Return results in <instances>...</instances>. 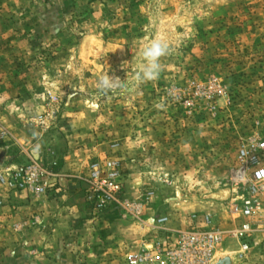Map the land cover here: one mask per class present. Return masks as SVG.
Listing matches in <instances>:
<instances>
[{"label": "rangeland", "instance_id": "rangeland-1", "mask_svg": "<svg viewBox=\"0 0 264 264\" xmlns=\"http://www.w3.org/2000/svg\"><path fill=\"white\" fill-rule=\"evenodd\" d=\"M0 127L9 166L32 158L52 172L54 140L74 136L97 155L86 179L92 165L117 164L140 223L96 209L84 181L91 210L125 219L107 264L171 237L154 234L153 220L194 214L226 234L216 264H264V191L257 245L242 259L228 235L237 151L264 140V0H0Z\"/></svg>", "mask_w": 264, "mask_h": 264}, {"label": "crops", "instance_id": "crops-1", "mask_svg": "<svg viewBox=\"0 0 264 264\" xmlns=\"http://www.w3.org/2000/svg\"><path fill=\"white\" fill-rule=\"evenodd\" d=\"M76 137L54 140L52 144L55 179L48 195L34 199L25 193L5 194L0 190V252L9 257L10 264H92V243L98 239L99 249L94 250L98 264H107L109 254L122 251L123 232L119 228L125 219L115 209L96 213L86 203L84 181L97 155L87 156L78 148L81 143ZM8 150H0V171L13 164L8 161ZM201 217L198 226H202ZM191 223V218L182 224L174 217L168 218L172 231ZM130 229V239L138 246L143 232L134 226ZM171 239L168 236L167 241Z\"/></svg>", "mask_w": 264, "mask_h": 264}, {"label": "built area", "instance_id": "built-area-1", "mask_svg": "<svg viewBox=\"0 0 264 264\" xmlns=\"http://www.w3.org/2000/svg\"><path fill=\"white\" fill-rule=\"evenodd\" d=\"M9 138L8 131L0 127V147ZM119 178L116 163L92 165L85 180L90 188L89 200L95 203L98 210L114 205L140 223L141 206L121 196ZM54 179L51 171L31 158L26 164L7 166L1 170L0 190L5 194L25 193L37 199L48 195ZM230 182L239 194L229 204L235 227L228 235L240 244V258L243 259L257 245L248 242L253 238L254 225L261 216L259 199L264 191V140L254 139L238 149ZM198 219V215H192L194 226L174 234L167 228L168 217L148 223L147 227L154 234H170L171 241L165 239V242L142 244L138 251L125 256L124 264H216L215 256L226 234L210 216L200 218L202 226L195 224Z\"/></svg>", "mask_w": 264, "mask_h": 264}, {"label": "water", "instance_id": "water-1", "mask_svg": "<svg viewBox=\"0 0 264 264\" xmlns=\"http://www.w3.org/2000/svg\"><path fill=\"white\" fill-rule=\"evenodd\" d=\"M219 264H230V261H229V259H226L223 262H220Z\"/></svg>", "mask_w": 264, "mask_h": 264}]
</instances>
